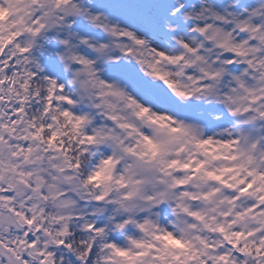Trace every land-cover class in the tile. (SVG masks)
Here are the masks:
<instances>
[{
    "label": "snow or ice",
    "instance_id": "1",
    "mask_svg": "<svg viewBox=\"0 0 264 264\" xmlns=\"http://www.w3.org/2000/svg\"><path fill=\"white\" fill-rule=\"evenodd\" d=\"M34 2L39 4L40 0ZM224 2L217 0V8ZM245 2L241 0L242 4ZM55 3L57 11L61 10L60 6L70 4L72 20L65 23L67 17L64 14L57 17L60 26L69 31L65 39L54 38L57 43L50 44L51 51H56L58 46H70L77 33L97 41L112 37L115 47L120 49V54L107 65L103 78L98 81L93 78L97 87L110 90L114 96H126L130 104H136L137 93L159 89L146 79L151 77L181 98H191V92L179 90L176 82L167 78L168 73L159 68L162 60L171 63L176 59L183 60V57H169L165 51L173 43L170 36L176 34L174 29L165 31V23L179 24V30H184L180 16L187 11V0H181L180 5L174 0H91L90 4L85 0L83 5L78 0H55ZM8 13L9 9L0 4V20L6 19ZM217 22L228 21L218 18ZM32 23L29 30L39 39L45 25L39 16L33 17ZM232 23L235 31L240 32V44L201 68L202 75L195 81L196 90L203 91L211 81L231 76V91L235 92L238 85L244 94V107L240 112L255 113L264 118V47L261 46L264 35L260 34L264 30L249 28L239 21ZM203 30V27L196 29ZM19 39V32H11L7 37L0 35V264H57V259L62 264V253L70 252L72 247L70 239L84 233L88 238L81 240V245L87 258L72 259L74 264H91L97 251V239L103 237L109 227L117 234L101 244L109 253L100 258L103 264H264V140L250 139L243 148L237 149L234 146L240 145V141L214 142L209 137L196 144L197 148L205 149V155L210 159H202L199 153L193 152L184 161L173 160L167 165L169 169L179 165L187 172V176L176 181L181 187H187L202 172L215 182L219 187L205 199L221 191L227 193L222 198L227 207L220 211L219 217L206 218L201 212L192 211L189 215L201 222L202 227L182 228L181 236L158 225L149 231L146 225L151 222L145 221L136 224L138 230L146 234L145 238L136 239L130 235L129 246L122 247L119 232H130L128 225L132 222L120 221L111 226L97 223L94 216L99 210H89L88 201L83 202L86 207L78 213L54 217L56 221L67 219L69 222L62 228L58 223L59 230L54 234L49 232L45 227L49 222L48 209L43 202L48 200L59 181L71 179L64 173L80 167L77 160L70 159L75 155L73 147L87 155L88 149L98 141L111 139L119 143V139L104 125L89 129V117L74 111L76 100L67 92L56 56H48L45 52L47 58L42 62L47 66L46 71L38 73L29 67L35 62V58L29 56L32 48L17 43ZM82 43L89 48L95 47L91 40ZM174 43L194 51L185 40ZM13 47L15 50L10 52L9 48ZM92 55L91 51H85L83 56L71 54L69 59L76 67L90 64ZM197 59L205 58L198 56ZM219 63L225 67L212 66ZM41 78L43 91L33 90L32 82ZM113 81L126 84L133 94L127 95ZM13 89L18 91L13 93ZM20 92L24 94L20 95ZM13 94L15 101L10 98ZM222 99L226 103L231 97L225 93ZM30 111L40 113L39 124L37 117L29 115ZM147 111L142 107L138 114ZM109 119L115 120V117ZM158 119L171 121L172 132L185 127L182 121L166 114H160ZM117 127L127 129L130 136L136 135L130 123H118ZM148 143L155 148L151 141ZM70 144L73 147H69ZM218 146L232 149L233 154L220 153ZM135 147L133 144L125 150L133 152ZM221 159L226 161L223 166L209 167L213 161ZM103 199L104 196H98L95 202ZM184 211L188 212V209ZM73 223L78 229L75 233L72 232ZM204 232L208 234L204 235ZM46 237H54V245H50Z\"/></svg>",
    "mask_w": 264,
    "mask_h": 264
},
{
    "label": "clouds",
    "instance_id": "2",
    "mask_svg": "<svg viewBox=\"0 0 264 264\" xmlns=\"http://www.w3.org/2000/svg\"><path fill=\"white\" fill-rule=\"evenodd\" d=\"M78 2L85 4V0ZM90 2L91 0H87V3ZM174 2L180 5L181 0ZM0 4L9 9L6 19L0 20V35L7 37L11 32H19L20 39L17 43L32 48L29 56L34 57L35 62L29 67L38 73L46 71L47 66L42 62L47 58L44 53L47 52L48 56L55 55L63 72L67 92L76 100L74 111L85 113L89 117V129L104 125L119 139V143L111 139L100 140L88 149L87 155L77 152L73 145H69L75 153L70 159L77 160L80 167L73 169L71 173H64L71 179L59 181L58 185L52 188L48 200L43 202L44 207L48 209L46 215L49 216V222L45 227L49 232L54 234L59 230L58 223L62 228L63 224L69 222L67 219L56 221L54 217H68L80 212L86 207L84 201L89 202V210H99L94 216L97 223L111 226L120 221L132 222L128 225L130 232H119L123 239L122 247L129 246L130 235L136 239L145 238L146 234L136 227L138 223L150 221L151 223L146 225L149 231L154 225H158L161 229H169L181 236L182 228L192 225L202 227L201 222L189 215L190 212L199 211L206 218L213 215L219 217L220 211L227 207L226 203H222V198L227 193L221 191L205 199L206 195L212 194L213 189L219 187L215 182L202 172L195 180H191L187 187H181L176 181L187 176V172L179 165L172 169L167 165L173 160L184 161V158L193 152L199 153L202 159H210L205 155V149L197 148L196 144L198 140L209 137H212L214 142L240 141V145L234 146L237 149L243 148L250 139L264 140V118L255 113L240 112L244 107V94L238 85L235 92L231 91V76L226 75L222 79L211 81L203 91H197L195 83L202 75V67L240 44V32L235 31L233 21H239L258 31L264 30V0H246L243 4L241 0H225L220 8L216 6L217 0H187V11L180 16L184 30H179V24L165 23V31L176 30L175 36H170L173 43L169 44L165 51L169 57H183V60L176 59L175 63L162 60L159 68L168 73L167 78L176 82L179 90L191 92V98H181L158 80L146 77L152 85H158L159 89L137 93L136 104H130L126 96L121 98L112 95L110 90L99 88L93 82V78L97 81L103 78L107 65L112 62L113 57L120 54V49L115 47L112 37L106 36L104 41H97L95 38L81 37L77 33L72 37L70 46H58L56 51L49 49L50 44L57 43L54 38H67L69 29L61 27V21L57 17L64 14L67 17L65 23L70 22V4L60 6V11H57L55 0H40L39 4L34 0H0ZM178 10L179 8L176 11ZM35 16H39L45 25L39 39L29 30L33 27ZM218 18L228 22L218 23ZM200 27H203V32L196 31ZM260 34L264 35V31H260ZM84 40L93 41L95 47L89 48L82 43ZM176 40L187 41L194 51L190 52L175 44ZM41 45L44 47L41 48ZM14 50V47L9 48L10 52ZM85 51L93 53L91 63L72 66L69 56H83ZM198 56L205 59L199 60ZM212 66L225 67L222 63ZM43 83L42 78L33 81V90L43 91ZM112 83L123 89L127 95L133 94L126 84H121L120 81ZM4 91L7 93L8 89L5 88ZM12 91L15 93L18 89ZM225 93L231 97L226 103L222 99ZM23 94L20 92V95ZM10 98L15 101L16 96L13 94ZM142 107H146L148 111L139 115ZM232 110L239 114H233ZM160 114L182 121L184 129L172 132V122L158 119ZM29 115L37 117V124L41 122L39 112L30 111ZM110 116L115 117V120H110ZM60 123L63 124V120ZM118 123L132 124L136 135L130 136L127 129L117 127ZM149 141L155 148L150 147ZM133 144L136 145L133 152L125 150ZM218 151L226 155L233 154L232 149L219 146ZM57 163L66 166L62 161ZM225 163L226 161L221 159L213 161L209 167H219ZM94 176L96 179H91ZM98 196H104V199L96 203ZM184 209H188V212ZM77 230L73 223L72 232ZM116 234L117 231L109 227V231L97 239V251L91 264H103L100 258L109 253L101 244ZM46 238L50 245H54V237ZM87 238V233H84L70 239L72 247L70 252L62 253V264H74L72 257L87 258L81 245V240ZM57 264H61L59 259Z\"/></svg>",
    "mask_w": 264,
    "mask_h": 264
}]
</instances>
